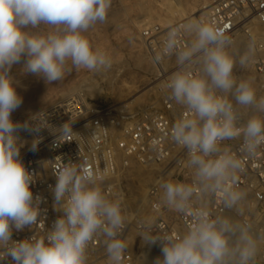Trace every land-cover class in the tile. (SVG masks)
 <instances>
[{
    "label": "clouds",
    "instance_id": "1",
    "mask_svg": "<svg viewBox=\"0 0 264 264\" xmlns=\"http://www.w3.org/2000/svg\"><path fill=\"white\" fill-rule=\"evenodd\" d=\"M112 0H0V264H87L89 245L102 239L109 264H123L129 248L122 234L126 216L120 199H110L100 177L84 163H64L54 175V208L61 215L43 237L14 241L13 229L33 228L42 216L41 197L33 196L34 177L20 158L22 131L36 135L48 127L45 115L19 123L11 114L22 104L11 75L13 65L46 84L62 81L73 69L92 73L112 68L111 56L94 48L86 33L106 22ZM46 26L47 31H32ZM190 37L182 44L183 37ZM233 40L211 20H187L170 26L154 62L175 56L177 71L164 84L168 98L185 109L170 130V139L187 151L191 183H160V205L190 225L178 235L153 234L155 217H146L140 233L148 245L161 244L155 264H255L264 231L227 216L213 217L200 198H219L225 209H240L246 193L236 186L243 162L221 142L243 137L240 152L253 157L264 145V96L250 80L237 81L233 69L254 59L257 41L250 39L237 58ZM231 96L232 100L229 99ZM237 106L253 115L238 126ZM69 121L55 129L58 137L74 133Z\"/></svg>",
    "mask_w": 264,
    "mask_h": 264
},
{
    "label": "built area",
    "instance_id": "2",
    "mask_svg": "<svg viewBox=\"0 0 264 264\" xmlns=\"http://www.w3.org/2000/svg\"><path fill=\"white\" fill-rule=\"evenodd\" d=\"M176 2L178 0H169ZM198 20H211L222 27L232 40L230 52L237 58L243 54L251 38L257 41L253 61L249 68L233 74L237 81L250 80L257 96H264V0H210ZM186 20L177 19L172 24L144 23L138 41L148 59L152 71L146 90L135 101L106 104L89 100L77 92L55 100L36 114L45 119L48 127L40 130L36 150L32 142L36 135L22 131L27 138L21 147L20 158L25 168L32 173L34 183L30 185L33 196L41 197L42 216L33 228L21 231L13 229L12 239L23 241L35 233L43 237L54 221L61 215L54 208L52 188L56 173L64 163H84L100 177V187L110 199H120L126 216V227L122 238L129 245L123 264H137L138 253L143 249L161 250V244L148 245L140 233L145 229L142 222L146 217H155L153 234L178 235L186 230L191 219L188 214H179L160 205V183L174 181L191 183L193 170L188 167L185 149L170 139L173 124L182 117L185 109L168 98L164 88L168 78L177 71L175 56L163 62H154L155 54L161 49L162 41L170 26ZM190 37H183L187 44ZM238 63V62H237ZM229 99L232 100L231 96ZM235 104V101L232 100ZM238 126H242L254 113L249 108L237 106ZM32 116L26 119L29 120ZM72 123L71 137H58L55 129L67 122ZM23 123V121H17ZM243 137L221 142V149L227 148L243 162L244 171L238 174L236 186L246 193V200L240 209H225L219 198H200L194 201L196 207L206 204L209 213L215 217L236 216L238 213H252L253 220L264 216V145L253 157L240 152ZM129 169L139 170L149 182L141 198L128 196L123 189L122 173ZM246 216V217H245ZM239 222L252 224L244 215ZM7 264V262H6ZM87 264H109L102 239H95L88 248Z\"/></svg>",
    "mask_w": 264,
    "mask_h": 264
},
{
    "label": "rangeland",
    "instance_id": "3",
    "mask_svg": "<svg viewBox=\"0 0 264 264\" xmlns=\"http://www.w3.org/2000/svg\"><path fill=\"white\" fill-rule=\"evenodd\" d=\"M210 0H112L108 18L90 29L86 36L94 48L108 53L112 68L106 72L92 73L87 70H75L67 74L60 82L46 84L32 74L21 72L22 64L13 65L11 75L18 81L16 91L22 97L21 106L11 114L14 122L23 121L51 105L59 98L83 93L87 99L106 104L135 101L149 84L152 67L144 55L138 41L139 30L144 23L156 22L162 25L172 24L180 19L176 9L182 10L189 17L200 14L203 5ZM46 26L32 31H47ZM247 67L244 68H249ZM242 70L236 63L233 74ZM88 87H91V91ZM90 91V92H89ZM138 99V98H137ZM40 102L35 109L26 111L27 106ZM33 103V104H32ZM40 112V111H38ZM34 113V114H33ZM27 142V141H26ZM25 142V144H26ZM23 149H20L22 152ZM21 154V153H20ZM149 180L139 170H126L122 173L123 189L128 196L141 198L143 189ZM244 215L251 218L254 232L264 231V216L254 219L252 213L243 212L233 218L240 220ZM246 217V216H245ZM162 258V251L154 248L143 249L138 253L137 264H155ZM255 264H264V242L260 244Z\"/></svg>",
    "mask_w": 264,
    "mask_h": 264
},
{
    "label": "bare ground",
    "instance_id": "4",
    "mask_svg": "<svg viewBox=\"0 0 264 264\" xmlns=\"http://www.w3.org/2000/svg\"><path fill=\"white\" fill-rule=\"evenodd\" d=\"M206 8V3H205V5H203L202 7H201V9L200 10H203V9H205ZM176 9V14H178L179 16H180V19H182V20H198V16H197V14L195 13L194 14V16L193 17H189L188 18V15H186V13H184L182 10H180V9H178V8H175ZM204 14V11H202V12H200V16L201 15H203ZM89 88V90L91 91V87H88ZM89 91V92H90ZM92 92V91H91ZM139 96L140 95H138L137 97H135L136 98V100H137V98H139ZM40 102H37V103H35V104H33L32 106L30 105V106H27L26 108H25V110L26 111H28V110H32V109H35V108H37L40 104H39ZM42 109V108H41ZM41 109L40 110H38V111H41ZM37 111V109H36V112H38ZM34 114V113H33ZM19 136H20V139H21V141H23L24 142V144H25V142H26V140H27V138L20 132L19 133ZM23 144V145H24ZM227 217H230V218H232L233 220H236V219H234L232 216H227ZM236 221H238V220H236Z\"/></svg>",
    "mask_w": 264,
    "mask_h": 264
}]
</instances>
